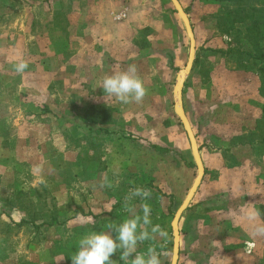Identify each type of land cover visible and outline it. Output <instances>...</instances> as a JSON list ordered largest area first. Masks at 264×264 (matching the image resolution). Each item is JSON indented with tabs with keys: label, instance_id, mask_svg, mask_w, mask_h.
Segmentation results:
<instances>
[{
	"label": "rangeland",
	"instance_id": "1",
	"mask_svg": "<svg viewBox=\"0 0 264 264\" xmlns=\"http://www.w3.org/2000/svg\"><path fill=\"white\" fill-rule=\"evenodd\" d=\"M197 3L189 12L200 62L181 88L184 112L191 126L197 124L206 173L211 155L230 151V167L245 171L246 196L262 212L264 0ZM99 6L0 0V264H71L82 236L106 231L96 228L99 217L119 224L132 215L123 205L134 187L152 192V223L167 233L137 251L151 245L161 257L169 250L171 263L172 222L199 175L177 111L176 85L190 41L178 15L177 28L166 26L156 40L175 50L138 53L128 64L137 66L147 89L143 102L118 103L98 87L105 75L128 65L90 53L88 13ZM160 9L154 11L162 21V3ZM20 62L27 64L23 73L15 70ZM252 137L253 148L240 144ZM140 203L130 202L142 215ZM261 214L258 228H264ZM240 248L251 264H264V235Z\"/></svg>",
	"mask_w": 264,
	"mask_h": 264
},
{
	"label": "crops",
	"instance_id": "2",
	"mask_svg": "<svg viewBox=\"0 0 264 264\" xmlns=\"http://www.w3.org/2000/svg\"><path fill=\"white\" fill-rule=\"evenodd\" d=\"M198 1L200 0H179L191 21L195 38L197 30L189 11H195ZM89 2L100 4L96 12L89 10L88 13V37L90 48L93 47L90 53L96 58L99 52V58L109 60V63L117 65L124 62L128 65L141 55L138 53L150 52L148 55L151 56L154 53L171 50L159 47V41L156 42L161 40L164 32L161 31L166 26L170 25L168 27L170 28L173 25L175 29L177 28L178 14L171 0H89ZM161 3L162 21L159 19V11L158 13L154 11L156 6L161 10ZM165 19L168 20V25ZM199 58L196 56L193 71L200 62ZM254 115L252 112L251 116ZM192 129L198 130L197 124H193ZM227 152L225 150L215 156L210 154L208 167H211V170L206 173L191 205L181 218L178 264H207V260L212 259L218 260V264H244L246 260L251 264L253 260L252 257L244 256L240 244L245 241H257L256 229L262 226L258 217H261L264 211L258 209L257 203H250L242 181V174L245 171L230 167L232 153ZM211 175L213 178H210ZM162 210L165 211L164 207ZM254 213H259V216L252 219ZM99 219L100 226L96 227L97 229L107 230L106 226L114 223L113 220H107V216ZM242 228L244 232L247 230V237L244 232L242 233ZM169 254L168 250L161 255V264L170 262ZM118 257L119 253L112 259L118 260ZM118 264L123 262L118 261Z\"/></svg>",
	"mask_w": 264,
	"mask_h": 264
},
{
	"label": "clouds",
	"instance_id": "3",
	"mask_svg": "<svg viewBox=\"0 0 264 264\" xmlns=\"http://www.w3.org/2000/svg\"><path fill=\"white\" fill-rule=\"evenodd\" d=\"M27 64L20 62L15 70L23 73ZM104 92V97L114 98L121 104H140L147 95L142 78L138 74L135 64H130L126 70L105 75L99 87ZM152 192L143 187L131 188L124 197V209L132 213L121 223L108 224L106 231L91 232L78 240V248L70 257L71 264H161L160 254L154 246H149L145 252H138L139 244L156 239L157 236L165 237L167 233L159 224L151 220V206L147 201L151 199ZM139 198L142 215L135 213V207L130 202ZM259 213L251 217L255 219ZM256 234L264 235V228H257ZM119 253L118 260L112 259Z\"/></svg>",
	"mask_w": 264,
	"mask_h": 264
},
{
	"label": "water",
	"instance_id": "4",
	"mask_svg": "<svg viewBox=\"0 0 264 264\" xmlns=\"http://www.w3.org/2000/svg\"><path fill=\"white\" fill-rule=\"evenodd\" d=\"M174 8L177 11V14L179 15L181 21L184 24L187 36L190 41V53H189V59L188 63L186 65V68L181 71L179 78L177 80V85H176V93L179 96L180 102H181V88L185 83V80L187 76H189L194 68L195 64V59H196V39H195V34L193 31V27L191 24V21L186 14L184 8L180 4L179 0H171ZM177 111L179 112V116L181 118L182 124L185 128V131L188 135L192 150H193V155L198 167L199 175L197 177L196 182L192 186L191 190L189 191L186 199L184 200L183 204L181 207L178 209L177 213L175 214V217L172 222V229L174 232V244H173V257H172V263L171 264H178L179 263V258H180V242H181V234H180V221L183 216V214L187 211L189 206L191 205L199 187L202 184V181L205 177L206 171L204 169V165L201 160V155H200V150L197 144V140L195 139L194 132L192 129V126L184 112V108L181 102V106L177 107Z\"/></svg>",
	"mask_w": 264,
	"mask_h": 264
},
{
	"label": "trees",
	"instance_id": "5",
	"mask_svg": "<svg viewBox=\"0 0 264 264\" xmlns=\"http://www.w3.org/2000/svg\"><path fill=\"white\" fill-rule=\"evenodd\" d=\"M226 1H228V2H237L238 0H226ZM242 1V0H241ZM246 1H251V0H246ZM259 124V123H258ZM258 124H257V122L255 123V127H257L258 126ZM254 131H255V128H253V129H251L250 130V132L251 133H254ZM253 136V135H252ZM253 138V137H252ZM262 142H264V139L262 140ZM240 143V142H239ZM257 143V140H255L254 138H253V140H251V138L250 139H248V140H245L244 142H242L241 141V143L240 144H244L245 146H247V145H249L250 147H254L255 146V144ZM229 152L230 151H228L227 153L229 154ZM234 170H238V171H240V169L238 168H236V169H234ZM57 222V221H56Z\"/></svg>",
	"mask_w": 264,
	"mask_h": 264
}]
</instances>
